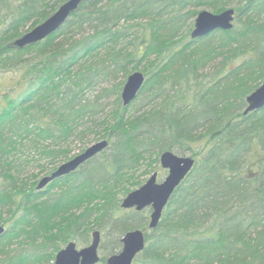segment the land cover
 I'll list each match as a JSON object with an SVG mask.
<instances>
[{
    "label": "trees",
    "instance_id": "1",
    "mask_svg": "<svg viewBox=\"0 0 264 264\" xmlns=\"http://www.w3.org/2000/svg\"><path fill=\"white\" fill-rule=\"evenodd\" d=\"M13 1L0 0V71L16 73V84L0 85V264H54L95 230L97 264H107L135 229L146 246L133 264H264V108L244 114L264 81V0H84L23 48L15 40L67 0ZM234 4L232 29L191 38L199 8ZM142 64L145 83L124 105ZM101 83L112 84L96 91ZM146 91L155 101L131 110ZM91 134L108 146L76 171L41 190L24 178L33 166L50 174L71 158L70 140ZM166 150L196 163L149 229L150 206L121 203L163 169Z\"/></svg>",
    "mask_w": 264,
    "mask_h": 264
},
{
    "label": "water",
    "instance_id": "2",
    "mask_svg": "<svg viewBox=\"0 0 264 264\" xmlns=\"http://www.w3.org/2000/svg\"><path fill=\"white\" fill-rule=\"evenodd\" d=\"M83 1L67 0L51 16L16 39L15 45L23 48L45 39L57 31ZM235 17V8H227L218 13L203 9L195 18L190 36L195 40L206 37L217 30H230L234 26ZM145 80L146 76L140 70H136L128 76L121 94L124 105H130L137 98ZM263 108L264 81L247 96V107L244 114ZM107 146V140H100L92 144L81 153L60 164L50 174L42 177L37 188L41 190L51 181L71 174ZM159 161L161 167L168 171L166 177L159 180V172H154L140 187L129 192L121 203L124 209L134 208L139 211L150 206L152 210L149 216V229L159 225L171 196L196 163L194 157L180 155L171 150L163 151ZM5 232L6 228L0 226V238ZM101 239V231L95 230L92 233V241L87 246L79 247L75 241H70L58 251L54 264H97L101 258L99 252ZM121 240V250L110 255L107 258V264H133L146 246V233L144 229L131 230Z\"/></svg>",
    "mask_w": 264,
    "mask_h": 264
},
{
    "label": "rangeland",
    "instance_id": "3",
    "mask_svg": "<svg viewBox=\"0 0 264 264\" xmlns=\"http://www.w3.org/2000/svg\"><path fill=\"white\" fill-rule=\"evenodd\" d=\"M14 1H16V4H18L19 2H21V0H14ZM13 1V2H14ZM12 2V3H13ZM2 6H1V4H0V8H1ZM228 8H235V4L234 5H232L231 7H228ZM210 10V11H212L211 9H209V8H199L198 10L199 11H201V10ZM6 10L5 9H0V19L2 18V17H6ZM216 13V12H215ZM0 30H1V26H0ZM144 67V65L142 64V65H140V67L137 69V70H140V71H142V68ZM121 75V74H120ZM119 75V76H120ZM123 78V76H120L119 77V79H122ZM15 80H16V73L15 72H13V71H0V85H2L3 86V88H4V85H8L7 83H10V82H15ZM117 81H119V80H113L112 81V83H116ZM107 82H110V81H107ZM112 83H101V85L100 86H98L97 87V89H96V91L97 90H99L100 88H102V87H110V85L112 84ZM15 84H16V82H15ZM1 91V90H0ZM94 93H97V92H94ZM154 94V92L153 93H151L150 91H146L143 95H141V98L140 99H138L137 100V103L135 104V105H133V107L131 108V110H135V109H137L138 107H140L141 109H143V110H145V109H147L154 101H155V99H153L152 97H150V96H152ZM15 95H16V92H15ZM114 99H115V97H109V98H107L106 99V105L107 106H109V105H112L113 104V102H114ZM1 104H2V102H0V106H1ZM99 141V139H98V137H96L94 134H91L90 136H88L87 138H85V139H73V140H70L69 141V149H70V157H72V156H75V155H77V154H79V153H81L83 150H85L86 148H88L89 146H91L92 144H94V143H96V142H98ZM66 161V160H65ZM64 162V160H61V161H58V162H56V163H54V164H52V165H49V166H47L46 168L47 169H50L53 165H57V166H59L60 164H62ZM160 163V162H159ZM159 171V178H160V180H162V179H164L165 177H166V175H167V173H166V171H165V169H159L158 170ZM47 170L46 169H42L41 170V168L39 167V166H33L32 168H31V170H29L27 173H25V177L24 178H28L30 181H32V180H34V179H38V180H40L42 177H44L47 173ZM151 176V174H146V175H143L142 177H141V179H143V180H147L149 177ZM7 229V228H6ZM109 231V230H108ZM4 236V235H3ZM2 236V237H3ZM103 237H105L106 239H111V237L113 238L114 237V235H113V233L110 231V232H107L106 234H105V236H103ZM20 245H19V243L18 244H14L13 246H12V249H16V248H18ZM101 246H102V244H101ZM79 247H82L81 245L79 246ZM101 248V247H100ZM102 252V250H100V253Z\"/></svg>",
    "mask_w": 264,
    "mask_h": 264
}]
</instances>
